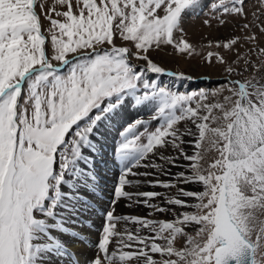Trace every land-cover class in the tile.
Wrapping results in <instances>:
<instances>
[{
    "label": "snow or ice",
    "instance_id": "6c2138e0",
    "mask_svg": "<svg viewBox=\"0 0 264 264\" xmlns=\"http://www.w3.org/2000/svg\"><path fill=\"white\" fill-rule=\"evenodd\" d=\"M201 13L231 31L193 40ZM262 17L264 0H0V264H81L69 240L84 264H264Z\"/></svg>",
    "mask_w": 264,
    "mask_h": 264
},
{
    "label": "rangeland",
    "instance_id": "374dc122",
    "mask_svg": "<svg viewBox=\"0 0 264 264\" xmlns=\"http://www.w3.org/2000/svg\"><path fill=\"white\" fill-rule=\"evenodd\" d=\"M259 3V0H248V10L251 12V11H254L255 10V6L256 4ZM207 11V9H205V12ZM204 18V13H201L199 16H190L187 21H186V26H187V30L189 32V35L192 37L193 40H198L199 37L201 35H204V34H211V36L215 37V36H224L226 35L229 31H231V26H229V28L227 29H220L219 33H217L216 29L213 28V29H208L206 28L203 24H202V20ZM262 19H264V17H262ZM236 35H240L239 31L237 30ZM169 67H172V68H177V67H180V68H183L185 67L183 64H180V65H177V64H174V63H170L168 65ZM202 71H208V70H199L197 73L195 74H200V72ZM210 74L212 75L213 77V80H216L217 77H218V73L215 71V70H211L210 71ZM215 86V85H213ZM98 226H100V223L98 224ZM97 239V237H94L93 241H95ZM93 251V248L90 247V249L88 250V252L91 254V252ZM84 252L85 250L83 249L79 255H77L78 257L81 258L82 255H84ZM82 262V261H81Z\"/></svg>",
    "mask_w": 264,
    "mask_h": 264
},
{
    "label": "bare ground",
    "instance_id": "6f19581e",
    "mask_svg": "<svg viewBox=\"0 0 264 264\" xmlns=\"http://www.w3.org/2000/svg\"><path fill=\"white\" fill-rule=\"evenodd\" d=\"M75 252H76V255H79V253L84 249H86L85 248V246L84 245H82V244H78V243H73V246L71 247ZM78 257V256H77ZM79 259H80V261H81V258L80 257H78Z\"/></svg>",
    "mask_w": 264,
    "mask_h": 264
}]
</instances>
